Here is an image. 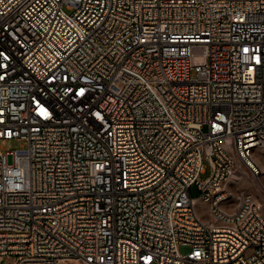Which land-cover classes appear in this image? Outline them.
Instances as JSON below:
<instances>
[{"label": "built area", "instance_id": "built-area-1", "mask_svg": "<svg viewBox=\"0 0 264 264\" xmlns=\"http://www.w3.org/2000/svg\"><path fill=\"white\" fill-rule=\"evenodd\" d=\"M261 157L264 0H0V264H264Z\"/></svg>", "mask_w": 264, "mask_h": 264}, {"label": "rangeland", "instance_id": "rangeland-1", "mask_svg": "<svg viewBox=\"0 0 264 264\" xmlns=\"http://www.w3.org/2000/svg\"><path fill=\"white\" fill-rule=\"evenodd\" d=\"M192 76H196V72L195 70L192 71ZM22 145H25V141L19 138H13L10 140H5L1 142V146L4 149H18L20 148ZM260 164L262 166V169L264 170L263 166H264V157L260 158ZM211 173V169H210V164L206 161L205 162V171L203 173H201V178H206L210 175ZM261 179L264 181V174L262 175ZM228 189L237 192L238 190H242V189H246L254 194H256L259 197H262V195L258 192L257 190V181L251 177H245L242 180H235L232 181L228 184L227 186ZM191 193L196 196L199 194V190L197 188L196 185H193L191 187ZM2 264H5V262H3Z\"/></svg>", "mask_w": 264, "mask_h": 264}, {"label": "bare ground", "instance_id": "bare-ground-1", "mask_svg": "<svg viewBox=\"0 0 264 264\" xmlns=\"http://www.w3.org/2000/svg\"><path fill=\"white\" fill-rule=\"evenodd\" d=\"M263 168H264V166H263Z\"/></svg>", "mask_w": 264, "mask_h": 264}]
</instances>
